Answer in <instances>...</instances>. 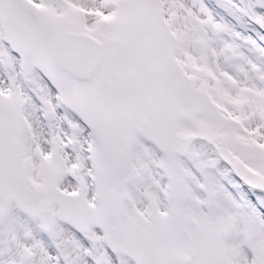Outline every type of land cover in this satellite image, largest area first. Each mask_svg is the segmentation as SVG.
<instances>
[{
  "label": "snow or ice",
  "instance_id": "6c2138e0",
  "mask_svg": "<svg viewBox=\"0 0 264 264\" xmlns=\"http://www.w3.org/2000/svg\"><path fill=\"white\" fill-rule=\"evenodd\" d=\"M0 264H264V0H0Z\"/></svg>",
  "mask_w": 264,
  "mask_h": 264
}]
</instances>
